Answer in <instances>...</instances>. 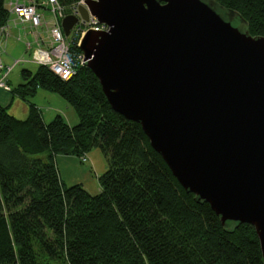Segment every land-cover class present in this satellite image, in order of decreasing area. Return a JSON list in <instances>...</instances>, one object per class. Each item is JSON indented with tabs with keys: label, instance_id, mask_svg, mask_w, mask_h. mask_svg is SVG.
Here are the masks:
<instances>
[{
	"label": "trees",
	"instance_id": "16d2710c",
	"mask_svg": "<svg viewBox=\"0 0 264 264\" xmlns=\"http://www.w3.org/2000/svg\"><path fill=\"white\" fill-rule=\"evenodd\" d=\"M57 1L68 14L79 0ZM214 1L264 37V0ZM7 2L0 0V27ZM70 50L80 53L76 45ZM21 76L9 93L28 104L27 117L0 106V264H264L253 227L223 226L184 190L140 125L111 109L85 65L67 81L43 66ZM37 89L62 98L78 123L69 126L59 115L45 123L29 102ZM93 149L107 164L100 193L64 185L55 157L85 163Z\"/></svg>",
	"mask_w": 264,
	"mask_h": 264
},
{
	"label": "water",
	"instance_id": "95a60500",
	"mask_svg": "<svg viewBox=\"0 0 264 264\" xmlns=\"http://www.w3.org/2000/svg\"><path fill=\"white\" fill-rule=\"evenodd\" d=\"M77 48L117 114L140 125L221 224L253 227L264 261V37L214 0H83ZM78 22H60L65 36Z\"/></svg>",
	"mask_w": 264,
	"mask_h": 264
},
{
	"label": "crops",
	"instance_id": "0c3cea01",
	"mask_svg": "<svg viewBox=\"0 0 264 264\" xmlns=\"http://www.w3.org/2000/svg\"><path fill=\"white\" fill-rule=\"evenodd\" d=\"M17 1L19 3H28L30 0ZM37 1L40 2L42 0ZM36 8L37 12L44 19L43 26L36 32L29 23H19L14 18L10 20L8 24L9 36L6 38L5 51L0 55V59L5 66H10L14 60L21 58L29 61L30 55L37 45L35 36L39 34L43 39L46 38V30L51 25L52 18L45 8L40 5H37ZM26 44H29V48H27ZM18 46L23 47L24 54L23 56L12 58L14 54H12V50ZM28 56L29 59H26ZM25 64L30 65L32 63L25 62ZM15 67L7 75V83L11 89L14 88L13 85H10L12 84V79L14 84H21L20 80L22 79V76L20 77L18 73L10 78L11 72ZM21 82L23 83V80ZM29 102L35 106L45 123H49L57 115L61 116L69 126H74L78 123V118L74 110L62 98L53 93L43 89H37L35 94L29 98ZM0 106L5 107L11 116L19 120L25 119L28 115V104L26 102L18 97L11 96V93L1 90ZM55 164L59 177L64 185L72 186L80 184L90 195L100 193L101 188L98 183V177L107 169V164L101 152L93 149L87 153V161L85 163H81L76 156L59 155L55 157Z\"/></svg>",
	"mask_w": 264,
	"mask_h": 264
},
{
	"label": "built area",
	"instance_id": "2783aa9c",
	"mask_svg": "<svg viewBox=\"0 0 264 264\" xmlns=\"http://www.w3.org/2000/svg\"><path fill=\"white\" fill-rule=\"evenodd\" d=\"M83 0L68 7V14H75L78 17V22L70 30L69 35L65 36L60 26V22L67 8L62 6L57 0H30L28 3H19L16 1H8L6 8L8 12L7 22L0 27V55L5 51L6 38L9 36L8 24L13 18L19 23H29L36 32L44 24V19L37 12V5L45 8L51 18L52 23L46 30L47 36L43 39L39 34L35 36L36 47L33 49L30 61L23 58L14 60L10 66H5L0 59V90L10 92V87L7 83V75L17 65L25 62L35 63L39 66L46 67L51 73L60 79L67 81L74 77L79 66H83L84 60L82 53L73 54L70 47L78 45L81 36L89 28L106 31L107 27L97 24L93 18H89L84 22L77 13V7L82 4ZM29 48V44H26ZM81 161H85L82 158Z\"/></svg>",
	"mask_w": 264,
	"mask_h": 264
},
{
	"label": "rangeland",
	"instance_id": "374dc122",
	"mask_svg": "<svg viewBox=\"0 0 264 264\" xmlns=\"http://www.w3.org/2000/svg\"><path fill=\"white\" fill-rule=\"evenodd\" d=\"M13 53H14V54H13ZM12 54H13L12 58H16V57H19V56H21V55L23 56V54H24L23 47H21V46L15 47V48L12 50ZM30 57H31V55H30ZM26 59H29V56H28ZM29 61H30V60H29ZM37 68H38V65L35 64V63H32V64H30V65L25 64V63H24V64H20V65H18L17 67H15V69L11 72L10 78H11L13 75H15L16 73H18L19 76L21 77V71H22V70H28V71H30V72H32V73H35L36 70H37ZM9 80H10V79H9ZM11 81H12V84H10V85H13L14 87H16V86L19 85V84H14V83H13V79H12ZM21 81H22V79L20 80V83H22ZM94 150H97V151L100 152L99 149H94ZM102 161H103V159H102ZM47 264H66V263H65L64 261H62V260H50V259H48Z\"/></svg>",
	"mask_w": 264,
	"mask_h": 264
},
{
	"label": "clouds",
	"instance_id": "9594fccd",
	"mask_svg": "<svg viewBox=\"0 0 264 264\" xmlns=\"http://www.w3.org/2000/svg\"><path fill=\"white\" fill-rule=\"evenodd\" d=\"M65 15H67V14H65ZM63 17H64V16H63ZM63 17H62V18H63ZM38 66H39V65H38ZM10 89H11V88H10ZM8 93H9V92H8Z\"/></svg>",
	"mask_w": 264,
	"mask_h": 264
}]
</instances>
